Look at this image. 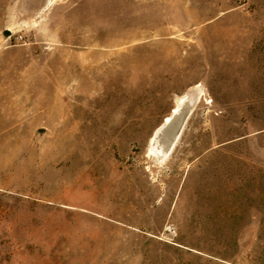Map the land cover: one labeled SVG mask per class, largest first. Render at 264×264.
<instances>
[{"label":"rangeland","instance_id":"obj_1","mask_svg":"<svg viewBox=\"0 0 264 264\" xmlns=\"http://www.w3.org/2000/svg\"><path fill=\"white\" fill-rule=\"evenodd\" d=\"M0 264H264V0H0Z\"/></svg>","mask_w":264,"mask_h":264},{"label":"bare ground","instance_id":"obj_2","mask_svg":"<svg viewBox=\"0 0 264 264\" xmlns=\"http://www.w3.org/2000/svg\"><path fill=\"white\" fill-rule=\"evenodd\" d=\"M199 90V89H198ZM200 95V92L198 96ZM198 98V97H197ZM201 98V97H200ZM178 101L179 98H176ZM176 107H173L170 112V116H165L163 122L160 124L159 128L156 130L154 134V138L164 137L162 141L157 146H153L150 150L157 152V154L164 155L165 152L171 147L173 143V139L175 137L176 129L175 124L180 122V112H175ZM155 154V153H154Z\"/></svg>","mask_w":264,"mask_h":264},{"label":"water","instance_id":"obj_3","mask_svg":"<svg viewBox=\"0 0 264 264\" xmlns=\"http://www.w3.org/2000/svg\"><path fill=\"white\" fill-rule=\"evenodd\" d=\"M175 107H176V111L175 112H180V122H179V125H178V127H177V130H176V133H175V137L177 136V133H178V130H179V127H180V125H181V123H182V115H183V106H182V104H181V101H177V104L175 105ZM164 120V119H163ZM175 137H174V140H175Z\"/></svg>","mask_w":264,"mask_h":264}]
</instances>
